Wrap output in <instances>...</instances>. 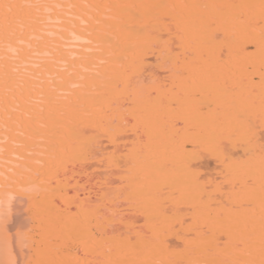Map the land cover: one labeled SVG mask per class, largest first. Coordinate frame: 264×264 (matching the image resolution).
Listing matches in <instances>:
<instances>
[{
    "label": "bare ground",
    "instance_id": "1",
    "mask_svg": "<svg viewBox=\"0 0 264 264\" xmlns=\"http://www.w3.org/2000/svg\"><path fill=\"white\" fill-rule=\"evenodd\" d=\"M0 264H264V0H0Z\"/></svg>",
    "mask_w": 264,
    "mask_h": 264
}]
</instances>
